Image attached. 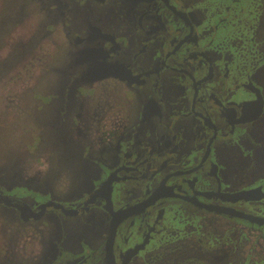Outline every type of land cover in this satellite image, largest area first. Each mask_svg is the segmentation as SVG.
I'll return each mask as SVG.
<instances>
[{"label": "flooded vegetation", "instance_id": "af4514ba", "mask_svg": "<svg viewBox=\"0 0 264 264\" xmlns=\"http://www.w3.org/2000/svg\"><path fill=\"white\" fill-rule=\"evenodd\" d=\"M232 2L195 9L185 0H61L56 12L60 18L74 13L73 24L55 26L58 37H47V28L37 44L48 48L52 38V47L59 49L64 36L77 31L73 38L80 50L71 75L76 72L77 78L69 81L77 84V97L86 106L79 139L105 131L101 152L90 156L100 175L90 191L66 204L53 197L33 203L0 193V207L12 211L13 222L20 225L42 220L50 209L65 216L104 214L108 236L90 252L81 247L66 251L63 244L50 241L33 256H20V264H107L114 228L113 264H135L146 254L159 253L169 247L165 245L176 229L187 226L240 222L242 228L229 226V232L243 231L244 240L264 237V225L221 211L264 219V166L252 160L264 145V73L257 72L264 65V50H256L250 60L254 72L241 68V57V65L233 63L225 26L241 25L246 6ZM254 12L249 11L250 18L259 11ZM231 36L242 40L235 27ZM254 42L251 37L248 45ZM54 53L48 55L52 60L58 51ZM106 81H115L118 89H101L100 82ZM235 151L250 157L252 165L238 166ZM259 167L263 175H257ZM248 191H254L248 199L237 195ZM5 196L18 206L6 204L1 200ZM50 201L77 213L48 206L39 219L30 216ZM209 236L196 231L201 252L209 245L219 247L216 240L208 243ZM88 253L94 257H84ZM6 261L14 264L8 256Z\"/></svg>", "mask_w": 264, "mask_h": 264}, {"label": "rangeland", "instance_id": "374dc122", "mask_svg": "<svg viewBox=\"0 0 264 264\" xmlns=\"http://www.w3.org/2000/svg\"><path fill=\"white\" fill-rule=\"evenodd\" d=\"M185 1L195 9L201 6L216 9L223 1L226 5L233 3L232 0ZM239 1L243 8L246 6L241 15L242 23L225 26V43L236 67L241 65L242 58L241 68L245 70L249 66L248 69L253 68L254 72L250 60L258 55L256 50H264V0ZM65 4L63 10L67 11L68 3ZM60 6L61 0H0V193L26 198L33 203L53 197L66 204L67 200H77V196L90 191L91 184L100 175L95 166L98 163L90 156L99 154L105 141L103 130L81 139L78 137L86 106H81L78 99L77 84L69 81L77 78L76 72L71 77L77 68V51L80 50L73 38L77 31L70 38L65 32L67 38L59 49L56 44L51 49L52 38L48 48L37 44L47 35V28L50 29L47 37H58L55 26L73 24L74 13L60 18L56 12ZM249 11H255L254 15L259 12L252 19ZM251 19L253 23L257 22L256 26ZM234 27L242 40L228 37ZM251 37L255 38V45H248ZM233 44H238L239 48ZM54 50L58 53H54L52 60L48 55ZM47 59L50 62H46ZM11 68H15L14 71L11 72ZM257 68V72L264 73V65ZM64 69L68 77L63 74ZM99 87L117 90L119 86L115 81H106L100 82ZM235 152L240 167L251 166L253 162L255 166H264V145L252 155L253 162L244 153ZM260 169L257 175H263ZM13 214L0 207V264H10L6 261L7 256L11 263L20 264V256H33L42 246L46 249V245H51L50 241L63 244L66 251L81 247L90 252L102 247L108 236L106 218L100 213L92 212L87 214L88 217L65 216L50 209L42 220L21 225L13 222ZM234 223L228 224L232 230L243 226L240 222ZM229 226L216 223L214 228L187 226V230L176 229L173 240L165 245L168 248L157 254H146L135 264H264V237L255 235L244 240L243 231L229 232ZM196 231L209 234L208 243L216 240L219 247L209 245L201 252L197 249ZM231 233L235 237L228 240ZM8 235V241L4 242ZM187 251L192 253L186 254ZM91 256L94 257L90 253L84 254L88 259Z\"/></svg>", "mask_w": 264, "mask_h": 264}, {"label": "water", "instance_id": "95a60500", "mask_svg": "<svg viewBox=\"0 0 264 264\" xmlns=\"http://www.w3.org/2000/svg\"><path fill=\"white\" fill-rule=\"evenodd\" d=\"M108 184V181L104 184L105 186ZM254 193V191H248V192H242L240 194H237L239 195L240 197H245L244 199H248V196L249 194H252ZM1 200H3L6 204L8 205H13L15 207H17L18 205L16 204H12L10 200V198H8L7 196L3 197ZM90 201V200H89ZM107 202H108V197H107ZM25 206V209H29L30 208L27 206V205H24ZM50 207V206H53L57 209H61L63 210V212H65L66 214H69V215H74L76 214L77 212L76 211H73V210H66L64 206H62L61 204H58V203H55V202H48L47 204H43L41 206H39V212L38 213H34L32 215H30L31 217H33L34 219H39L44 213H45V210L47 207ZM31 211V210H30ZM221 211H224L226 213H233L234 215L238 216V217H241V218H244V219H248L249 221L253 222V223H258L260 225H264V219L262 218H256L255 216H251V215H247V214H244V213H241V212H232L231 209H221ZM30 216H27V217H30ZM24 218V215L22 216ZM24 219H29V218H24ZM115 226V225H114ZM114 231H115V228L113 229V232L112 234L110 235L109 239H108V242H107V254H106V262L107 264H113V242H114Z\"/></svg>", "mask_w": 264, "mask_h": 264}]
</instances>
